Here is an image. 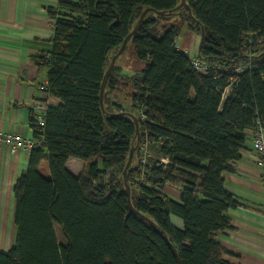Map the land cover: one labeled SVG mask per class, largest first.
<instances>
[{"label":"trees","instance_id":"obj_1","mask_svg":"<svg viewBox=\"0 0 264 264\" xmlns=\"http://www.w3.org/2000/svg\"><path fill=\"white\" fill-rule=\"evenodd\" d=\"M185 1L191 12L164 16L155 11L174 10L180 0H61L48 8L52 49L35 61L47 69L46 96L59 103L46 106L43 126L30 118L43 143L29 150L14 183L16 238L0 264H177L162 234L181 264H233L217 238L230 227L225 212L240 204L224 173L239 159L246 132L264 124V0ZM147 7L154 11L124 50L131 46L143 65L127 78L117 65L124 52L116 59L102 111L110 59ZM173 15L167 27L158 20ZM185 15L207 72L177 48ZM238 63L246 69L235 72ZM127 86L129 108L109 103V91ZM127 113L138 119V139ZM71 157L84 162L78 176L65 166ZM125 183L132 206L153 223L128 208ZM166 185L178 189L179 201L162 191Z\"/></svg>","mask_w":264,"mask_h":264},{"label":"crops","instance_id":"obj_2","mask_svg":"<svg viewBox=\"0 0 264 264\" xmlns=\"http://www.w3.org/2000/svg\"><path fill=\"white\" fill-rule=\"evenodd\" d=\"M61 0H0V131L17 132L33 137L30 125L31 105L44 100L57 105L59 99L49 96L38 86L47 84V69H40L35 61L40 54L48 55L52 49L54 18L48 8H56ZM193 37L191 31L183 30L176 39L180 51L187 49ZM180 43V45H178ZM199 45V44H198ZM197 50L194 54H196ZM127 108V107H125ZM252 131L246 132V142L232 169L224 173L226 189L239 201L235 208L225 214L230 227L217 233L225 249L224 259L233 264H264V196L251 149ZM29 151L10 153L0 143V252L14 246L16 225L14 223L15 197L13 186L16 179L27 169ZM66 168L78 176L84 162L69 158ZM162 191L179 201L178 189L166 185ZM172 223L182 228L180 218L171 215Z\"/></svg>","mask_w":264,"mask_h":264},{"label":"built area","instance_id":"obj_3","mask_svg":"<svg viewBox=\"0 0 264 264\" xmlns=\"http://www.w3.org/2000/svg\"><path fill=\"white\" fill-rule=\"evenodd\" d=\"M184 53L190 56L191 66L194 70L199 72H207L208 63L201 60L197 53L191 55L188 50H183ZM246 65L238 63L234 67L235 72H240L246 69ZM39 90L45 92V85L41 84L38 86ZM47 104L44 100H37L31 105V122L35 125L43 126L44 125V116L46 113ZM257 126L252 130L251 138V149L254 151L255 164L259 170L260 182L263 190L264 196V124H261L259 121H256ZM0 143L5 145L10 153H15L18 150H27L29 151L34 146H39L43 143V140L35 139L34 137H25L17 132L11 131H0ZM146 153L141 151L140 153V162L143 164L146 161Z\"/></svg>","mask_w":264,"mask_h":264},{"label":"water","instance_id":"obj_4","mask_svg":"<svg viewBox=\"0 0 264 264\" xmlns=\"http://www.w3.org/2000/svg\"><path fill=\"white\" fill-rule=\"evenodd\" d=\"M181 7H184V8H186L188 10V12H191L190 6L188 5V3L185 0H180V2L174 8V10H170L168 12H166V11H155V12H156L157 15H160V16L171 15L174 11H176L177 9H179ZM150 11H154V9H152L150 7H147V8H145L141 12V14H140L138 20L136 21L135 25L133 26L132 30L125 36V38L123 39L120 47L118 48V50L116 51V53L110 59L108 68L106 69V71L104 73V76H103V79H102V83H101V86H100V92H99V103H100V106H101L102 111H104V108H103V94H104V90H105V87H106V84H107L108 76L110 75L112 69L114 68L115 61L124 52L125 47H126V44L132 38V36L137 33V31L141 27V24H142L143 19L145 18L146 14L148 12H150ZM123 113H126V112H122L121 111V112H117V113H111L110 116L112 117V116L120 115V114H123ZM127 114L130 115V117L132 118V120H133V122L135 124V128H136V133L135 134H136V138L138 139V137H139V131H138L139 124H138V119L132 113H127ZM135 150H136V146L135 145L131 146V148L129 150L127 162H126V164H125V166L123 168V171H122L123 176L126 175V172H127L128 168L130 167V165L132 163L133 155H134ZM124 192H125L126 197H127V205H128V208L131 210V212H133V213L141 216L145 220L153 223L150 220V218H148L147 216L143 215L142 213H140L139 211H137L132 206L131 201H130V188H129L128 184H126V183H125V186H124ZM162 238L166 242V244L168 245V247L171 249L173 255L176 258L177 264H181L180 257H179V255H178V253L176 251V248L169 241L168 237L165 234H162Z\"/></svg>","mask_w":264,"mask_h":264},{"label":"rangeland","instance_id":"obj_5","mask_svg":"<svg viewBox=\"0 0 264 264\" xmlns=\"http://www.w3.org/2000/svg\"><path fill=\"white\" fill-rule=\"evenodd\" d=\"M177 17H179V15H173V16H170L167 18L161 17L158 20L161 24H166V27H167V25L170 24L172 21L176 20ZM185 18H186V15H185ZM191 26H193L192 22L188 18H186V20L183 21V27L181 28V30H183V34L186 33V30L188 29L187 27H191ZM189 41H190L189 53L191 55H194V53L197 50L198 44L200 42V38L197 34L193 33V37ZM178 45H180V43ZM117 65L121 67L122 73L123 74L125 73L127 75V78H132L134 76V74H136V72L142 67L143 62H138L135 59L133 50H132L131 46H129L126 49V51L121 55L120 59L117 61ZM127 88H128V86L124 89H121V90L117 89V90L109 91L107 93L108 94L107 99H108L109 103L119 104L123 108H125V107L129 108L130 107V101H129L128 96H126V92L128 91ZM149 152L152 155L151 149L149 150ZM54 229H55V233H56L58 241L60 243H64V240L61 236V231H60L59 226L54 225Z\"/></svg>","mask_w":264,"mask_h":264}]
</instances>
